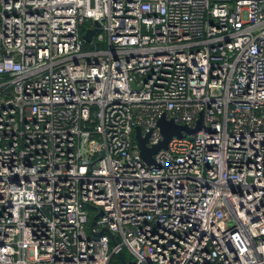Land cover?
<instances>
[{
  "label": "built area",
  "instance_id": "built-area-1",
  "mask_svg": "<svg viewBox=\"0 0 264 264\" xmlns=\"http://www.w3.org/2000/svg\"><path fill=\"white\" fill-rule=\"evenodd\" d=\"M0 80V264H264V0H0Z\"/></svg>",
  "mask_w": 264,
  "mask_h": 264
},
{
  "label": "water",
  "instance_id": "water-1",
  "mask_svg": "<svg viewBox=\"0 0 264 264\" xmlns=\"http://www.w3.org/2000/svg\"><path fill=\"white\" fill-rule=\"evenodd\" d=\"M95 28L88 29L86 34H84V39L87 41H90L92 39L93 34L98 31L101 24L98 21H95ZM158 125L161 129V132L163 134V139L152 146L147 145V136H142V132L139 126L136 127V140L138 143V147L140 150V156L142 157L143 161L150 165L155 163V157L154 155L157 153V151L161 148H166L168 146V143L173 135L177 136H183L184 133H194L197 132L201 125H202V115L197 120V123L194 127H189L188 125H181L176 123L173 119H167L165 115H162L158 120ZM103 231H107L111 238L114 240V235L109 232L107 228H104L101 232L98 234H101Z\"/></svg>",
  "mask_w": 264,
  "mask_h": 264
},
{
  "label": "rangeland",
  "instance_id": "rangeland-1",
  "mask_svg": "<svg viewBox=\"0 0 264 264\" xmlns=\"http://www.w3.org/2000/svg\"><path fill=\"white\" fill-rule=\"evenodd\" d=\"M92 223H93V218L89 217V221L87 222L86 226L89 228L92 225Z\"/></svg>",
  "mask_w": 264,
  "mask_h": 264
}]
</instances>
